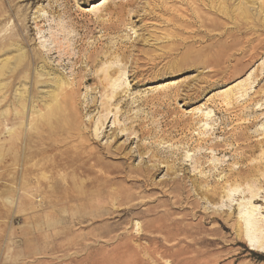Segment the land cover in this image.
Returning <instances> with one entry per match:
<instances>
[{"label": "rangeland", "instance_id": "obj_1", "mask_svg": "<svg viewBox=\"0 0 264 264\" xmlns=\"http://www.w3.org/2000/svg\"><path fill=\"white\" fill-rule=\"evenodd\" d=\"M119 1L0 0V264H264V31L227 51L214 16V58L163 57L152 20L102 28Z\"/></svg>", "mask_w": 264, "mask_h": 264}, {"label": "bare ground", "instance_id": "obj_2", "mask_svg": "<svg viewBox=\"0 0 264 264\" xmlns=\"http://www.w3.org/2000/svg\"><path fill=\"white\" fill-rule=\"evenodd\" d=\"M257 3H259V11H257V8L255 7ZM134 4L135 0H120L119 2L115 3V5H118L119 10L115 8L112 9L110 6L104 5L105 10L107 11V15L109 16L108 18L99 17L102 28L105 31H111V29L115 26H113L114 22H116L112 17H118V21H121V14H123L124 12L127 13V17L129 18L140 16L142 20H145L146 22L147 20H152L151 22L156 23L149 24L148 28L154 30L150 31V29L149 32L152 33L154 40L159 42V47H161L163 50L165 49L164 52L162 51L163 57H170L174 55H178L179 57V55H181V57L183 58H214L215 53L211 50L213 49V45L217 44L218 41L217 35L212 34V31L215 29V26L213 25L214 23L212 21V18L214 16H219L223 19L229 18L236 21L235 28H227L225 34L218 35V37L220 38L219 40H221L222 38L225 39L224 42L227 45L225 46V49H227V51L233 48L232 46L234 45L232 43H237L239 41L240 38H238L237 36H239L240 34H243L244 32L255 27L264 31V0H159L151 5L150 9L141 10L144 12L143 15H141V11L138 9L133 10L132 13V11L127 8V6ZM250 25L253 26L251 27ZM62 29H65V27L63 26ZM158 31H162L164 34L159 35ZM255 34L258 33L255 32ZM255 37L253 39L248 38V40H246L250 44L249 46H251V49H253H250V52L252 51L251 54H254L258 48H262L261 45H264V40L256 44L255 42L258 38L255 39ZM53 38L55 42H59V40H61L62 38L64 39V36L59 37V34L57 35L54 33ZM244 38L243 40L246 39ZM242 42L244 44V41ZM57 48L60 49L62 48V46L60 45ZM224 50L221 53L216 52V54L222 56L223 53H226V51ZM49 51H51V49ZM118 53H122L123 55H125L120 50V48H118ZM66 54H68V50L66 51ZM7 60L8 59H6V62ZM37 61L43 62L41 66L42 70L38 71L37 74L39 78H37V83L42 82L48 83L50 84V86L54 85L55 89L48 92L51 96L54 97V99L57 100L61 94L67 92L69 88H72V84L66 76L56 75L54 77H50L51 75H53V69L49 66V63H47L43 50L39 51ZM20 65V62H18L15 67L18 68ZM23 66H21L20 68L23 69ZM45 69L48 70L44 71ZM14 71L15 69H9V75H15L13 73ZM44 76L47 77V79L45 78L44 80H40V77ZM106 78L109 80L111 79L110 75L108 77L106 76ZM203 183L202 185H204ZM209 192L210 191H208V193ZM257 196L258 193H252V199L256 198ZM243 223L246 227L250 226V230H247V228L244 229L248 231V235L251 237V239H259L256 243L250 240L251 248L264 253L263 224H258L257 221L253 220L252 217L247 220L246 224L248 226L245 225V222ZM242 227V223H240L238 228L241 230ZM247 231H245L244 233L246 234Z\"/></svg>", "mask_w": 264, "mask_h": 264}]
</instances>
